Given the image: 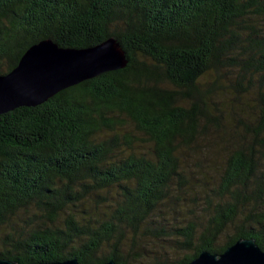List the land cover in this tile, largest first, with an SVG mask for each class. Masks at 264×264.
I'll list each match as a JSON object with an SVG mask.
<instances>
[{
    "label": "trees",
    "instance_id": "16d2710c",
    "mask_svg": "<svg viewBox=\"0 0 264 264\" xmlns=\"http://www.w3.org/2000/svg\"><path fill=\"white\" fill-rule=\"evenodd\" d=\"M261 21L264 0H0V75L43 41L114 38L128 61L0 115V259L187 264L251 238L264 252ZM229 91L246 110L228 126ZM186 191L194 219L153 222Z\"/></svg>",
    "mask_w": 264,
    "mask_h": 264
},
{
    "label": "water",
    "instance_id": "95a60500",
    "mask_svg": "<svg viewBox=\"0 0 264 264\" xmlns=\"http://www.w3.org/2000/svg\"><path fill=\"white\" fill-rule=\"evenodd\" d=\"M128 61L114 38L85 49H64L51 41L29 47L15 68L0 75V115L37 107L68 88L103 73L122 70ZM0 264H16L0 259ZM33 264H80L77 259ZM102 264H116L110 260ZM187 264H264L254 239H239L221 254L201 251Z\"/></svg>",
    "mask_w": 264,
    "mask_h": 264
},
{
    "label": "rangeland",
    "instance_id": "374dc122",
    "mask_svg": "<svg viewBox=\"0 0 264 264\" xmlns=\"http://www.w3.org/2000/svg\"><path fill=\"white\" fill-rule=\"evenodd\" d=\"M260 23V22H259ZM260 27L264 31V22L261 21ZM233 93L232 91L228 92L224 96L221 97L226 104L228 105L229 109L225 113V116L229 119L228 121V126L233 123V120L235 118H238V114L241 113L242 111L246 110V107L244 105H238L237 103H233V100L231 101L230 98L232 97ZM233 99V98H232ZM243 102H246V98L242 99ZM214 149H211L214 153L217 149V143H212L211 144ZM224 147L223 145H221ZM212 152H209L208 156H211ZM223 152H220L219 156L214 155V161L217 166L221 165L222 160H223ZM207 157V156H206ZM190 195V197L184 196V201H181L179 203H176L174 201L168 202L165 206L161 208L160 212H156L154 217L152 218L154 223H163L166 226H182L186 223L187 220L194 219V214L198 212L199 209H201L203 201L198 198L197 196L193 195L191 191H186ZM26 214L22 213L21 216L25 217ZM23 226V223H20ZM136 244L138 245H144L147 248V245L151 246V248L148 247V249L155 251L156 245L154 246L155 243L151 242L150 240H139L136 239ZM224 241V236H222L219 239V242L223 243ZM133 243V238L131 235L127 237L126 244L127 246H130ZM165 245L166 247L170 246L171 249L173 248L174 244L172 242L166 243L163 241H160L158 243V246H163ZM3 249L2 243H0V251Z\"/></svg>",
    "mask_w": 264,
    "mask_h": 264
}]
</instances>
